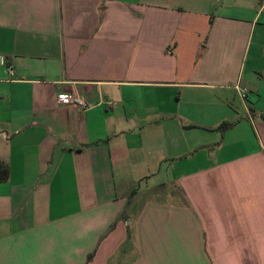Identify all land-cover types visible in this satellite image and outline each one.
<instances>
[{"label":"crops","instance_id":"0c3cea01","mask_svg":"<svg viewBox=\"0 0 264 264\" xmlns=\"http://www.w3.org/2000/svg\"><path fill=\"white\" fill-rule=\"evenodd\" d=\"M0 162V264H264V0H0Z\"/></svg>","mask_w":264,"mask_h":264},{"label":"built area","instance_id":"2783aa9c","mask_svg":"<svg viewBox=\"0 0 264 264\" xmlns=\"http://www.w3.org/2000/svg\"><path fill=\"white\" fill-rule=\"evenodd\" d=\"M235 89L239 93L242 100L246 101L248 99V95H249L248 89H244L238 84L235 86ZM58 102L61 105H75L79 107L80 109H86L87 107L86 103L83 100L78 99L73 95L63 94L58 98Z\"/></svg>","mask_w":264,"mask_h":264},{"label":"trees","instance_id":"16d2710c","mask_svg":"<svg viewBox=\"0 0 264 264\" xmlns=\"http://www.w3.org/2000/svg\"><path fill=\"white\" fill-rule=\"evenodd\" d=\"M233 124L223 122L217 130H219L222 135L227 131V129L231 128ZM9 178V167L7 164L0 162V182L6 181ZM92 257L89 256V259Z\"/></svg>","mask_w":264,"mask_h":264},{"label":"rangeland","instance_id":"374dc122","mask_svg":"<svg viewBox=\"0 0 264 264\" xmlns=\"http://www.w3.org/2000/svg\"><path fill=\"white\" fill-rule=\"evenodd\" d=\"M157 177L156 176H154V178H153V182L155 181V179H156ZM163 193H164V191H162ZM176 192V191H175ZM174 192V193H175ZM164 195V198L163 199H165V198H167V196L169 197L168 198V201L169 202H171V203H180L179 202V196H178V194H177V192H176V195L175 194H163Z\"/></svg>","mask_w":264,"mask_h":264}]
</instances>
